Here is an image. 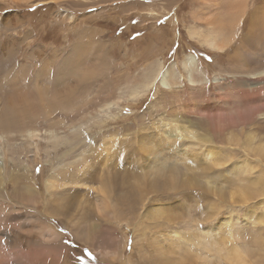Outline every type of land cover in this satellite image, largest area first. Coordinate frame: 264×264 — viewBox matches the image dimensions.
Here are the masks:
<instances>
[{"label": "rangeland", "instance_id": "obj_1", "mask_svg": "<svg viewBox=\"0 0 264 264\" xmlns=\"http://www.w3.org/2000/svg\"><path fill=\"white\" fill-rule=\"evenodd\" d=\"M75 1L79 3L54 0L55 3L44 1L15 8V4L0 0V81L14 79L17 85L25 82L27 86L36 82L60 94L68 87L73 88L64 99V108H50L43 116L32 115L18 124V127L24 124L19 128L40 130V138L28 139L18 133L13 135L12 142L2 144L8 154L6 160L0 155V166L4 163L7 168L0 171L2 252L8 253L12 245L17 246L19 255L14 264H161L156 257L157 247L170 249L171 242L184 243L193 230L202 238L205 248L211 249L225 233L238 232L239 239L248 233L264 239V223H257L264 220L257 219L264 215V157L259 158L255 149L249 150L253 142L264 143V0H248L250 5L257 3L256 12L251 14V7H246L244 19L235 28L233 47L225 52L189 35L193 25L195 30L203 32H208L210 26L211 17L203 13L205 9L199 1L182 10L176 9L179 18L176 25L167 23L168 15H161L156 21L153 15L145 20L136 16L132 7L140 6L139 0H132V5H123L118 0L101 4ZM162 1L151 0L158 3L153 7H159L160 11L168 5ZM142 3L146 6L147 1ZM62 5L73 11L75 20L67 22L58 17L55 11L62 9ZM250 15L261 19L248 32ZM140 20L146 23L143 28ZM185 55H192L197 66L194 82L188 80L187 69L181 66ZM156 59L161 63L160 77L171 76L173 82L168 81L169 85L162 86L157 81L145 84V77L149 76L145 73ZM100 62L103 69L87 80H77L72 74L76 67L95 68ZM63 79L66 83L61 87ZM47 80L51 82L46 83ZM242 93L258 96L251 103L252 116L222 129L217 125V116L223 112L219 108L221 101L240 97ZM232 104L236 103H226ZM212 116L215 118L208 122L207 118ZM49 127L59 129L58 134L64 136L61 145H57L61 141L45 139L44 131ZM184 128L191 131L187 137L193 141L210 134L222 155L220 161L213 163L205 157L206 144L189 145L188 153L179 150L186 141ZM215 128L218 130L214 131ZM206 129L210 132L205 133ZM231 136H237L239 143ZM159 137L168 143L160 142ZM139 138L148 145L156 142L160 151L159 169L164 168L161 172L147 169L144 162L147 159L142 158L137 148ZM107 141L118 146L115 154L107 157L109 161L104 157ZM63 147L67 150L65 154ZM177 147L179 151L175 150ZM87 156V162L95 164L98 173L104 165L105 169L108 166L114 171L109 176V188L113 191L109 199L117 212L115 219L120 220L117 223L95 209L97 193L92 186L99 183L98 177L87 181V185L71 184V177L83 170ZM73 159L78 161L66 162ZM239 163V168H235ZM162 171L163 175L168 174L165 179L171 174L169 177L175 179V184L159 176L162 187L150 191L149 180L155 182L158 178L152 174L159 175ZM62 172H67L64 180L59 174ZM142 172L146 180L141 179L143 187L136 189L130 182L142 178ZM52 175L57 178L56 184L66 183L59 187V194H69L71 187L78 190L75 205L65 208L54 202L56 198H46L45 183ZM105 182L108 183L107 179ZM245 186L254 191L250 199L239 201L234 192ZM24 187L34 191L31 201H27L31 197L21 190ZM156 208L161 209L162 215ZM48 222L60 235L57 239L49 237L45 241L36 236L37 226ZM205 248L197 250L205 252ZM22 252H26V259ZM261 260L248 264H264V259ZM186 261L184 264H190Z\"/></svg>", "mask_w": 264, "mask_h": 264}, {"label": "bare ground", "instance_id": "obj_2", "mask_svg": "<svg viewBox=\"0 0 264 264\" xmlns=\"http://www.w3.org/2000/svg\"><path fill=\"white\" fill-rule=\"evenodd\" d=\"M7 1L9 2L7 4H11L12 6H14V4H15V8H17L19 6L31 5L32 3H34V5L35 4L38 5V4H42L44 1H46V2H54V0H48V1L47 0H7ZM69 1L70 2H77L75 0H69ZM80 1H81L80 4H96V3L101 4L100 2H102V1H113L114 2L116 0H80ZM119 1H121V3L123 5L129 4V3H131V5L134 4V2H131L132 0H118V2ZM142 1H147V4L145 3L146 6L143 5ZM196 1L197 2L199 1L200 4H201V6L203 7V9L207 10V11H205V10H202L201 9L203 11V13H205L207 15V18L208 17H211L210 18V21L211 22H209V25L210 26L208 25L209 26L208 32H203V31H200L199 29H198L199 31H197V30H195V28L193 27L194 25H193L191 27V29L189 30L190 31L189 35L192 38H195L196 40H198L199 42H202V44H206V45H208V46H210V47L218 50L219 52H225L227 48L230 49V48L233 47L232 39H233V35L235 33V28L244 19L245 14H246V7L247 8L249 6L251 7V10H252V11L250 10L251 11V14L254 13V12H256V9L258 7L257 6V3H255V4L252 3L250 5V3L248 2V0H165L166 4H168V5H167V7H165L166 9H164L163 11L162 10L160 11V10H158L159 7L158 8L157 7L156 8L153 7V6H155V3L156 2L153 4V2H151V0H139V3L141 2V4H138V5H140V6H138V7H132V8H133L134 13L136 14V16H138L142 20H145L146 17H148V16L150 17V15H153L152 18H153L154 21H156L157 19H159V17H161V15H168V20H166L167 23L175 24L176 22L179 21V18L176 15V12H177L176 9L179 8V10H182V9L186 8V6L192 5L191 3H194ZM158 2H160V1H158ZM161 2H163V1L161 0ZM67 3L69 4L68 1H67ZM77 3H79V2H77ZM157 4L158 3H156V5ZM162 4L163 3H160L161 6H162ZM200 4H198V5H200ZM141 5H143V8H141ZM262 6L263 5H261L260 7H262ZM61 8L62 9H60V10H57L56 9L57 11H55V13L62 20L67 21V22H72L73 20L76 19L75 18L76 15L73 13L72 10H70L69 8H66L63 5H62ZM0 10H1V6H0ZM92 11H94V10H92ZM198 12H200V11H198ZM208 12L212 13V15L210 14V16H209L208 15ZM262 12H259V13L262 14ZM259 13H258V16L260 15ZM201 17H203V16H201ZM202 19H204V17ZM259 19H261V18L258 17V20H257L256 19V16L255 17L254 16H251V18H249V22H248L249 23V28H247V29H249L248 32L252 30L253 25L254 24H257V21H259ZM142 20H140L141 21L140 23L142 25L141 27L143 28L144 22L142 23ZM195 22H196V20H195ZM206 26H207V23H206ZM156 28L158 29L160 27H156ZM162 42H163V40H162ZM164 42H166V41H164ZM236 46H237V44H236ZM134 49H136V48H134ZM237 53H239V52H237ZM247 58H245V59H247ZM150 63H151V66H150V69H148L149 72H146L145 73V74H148L149 73V76L148 77L147 76L145 77V84H147V83L152 84L155 81H157V82H160V84L162 86H166L168 84L167 83L168 81L169 82L172 81V78H170L171 76L169 77V74L166 75V78L164 76L163 77H160L161 75H159V74L162 73V72H160V69H161V65L160 64L161 63L158 62V60L157 61H154V62H150ZM180 63H181V66L184 69H187V72H188V75H189L188 80L190 82L196 81L194 79V69L196 70L197 69V66H195L193 64L194 63L193 56L192 55H185L182 58V60H181ZM100 64H101V62H100ZM148 67H149V65H148ZM76 68H78V67H76ZM76 68H75V71H74V68L73 67L71 68V69H73L71 72H73V71L75 72V73H72L75 76V78L77 80H87L91 76L95 75L98 71L100 72L101 69H103V65L101 64L98 67H95V68H92L91 67V68H86V69L84 67L85 70H79L80 68H78L79 71H76ZM220 70H222V69L220 68ZM1 71L2 70H1V66H0V73H1ZM234 72H237V71H234ZM261 72L262 71H260V72H254V73L251 72V74L257 75V74H260ZM17 77L18 78H21L20 75L17 76ZM49 82H51V80H47L46 81V83H49ZM65 83L66 82L63 79L61 81V83H60L59 86L63 87L65 85ZM28 85L29 86H27L25 84V82H24V84H18L17 85V83L14 81V79L13 80L12 79H7L5 81L4 80L3 81L2 80L0 81V155L5 160H6L5 155H8V154L6 153L7 151L5 152V150L2 149V147H3L2 144L3 143L6 144V142H12V140H14V137H13L14 134H18V133L23 134V136L26 137V138H28V139L29 138H31V139L40 138L39 137L40 134H41L40 133L41 132L40 130H37L35 128H31V127H30L31 129H29V128H26V129L19 128V127H22L24 124L22 126H19V127H18V124H21V123L26 122L25 120L29 116L32 117V115H33L35 117V116L42 115L47 110H49L50 108H54V107L64 108L65 107V104H66V102L64 101L65 97H67L68 94H70L73 91V88H69L68 87V88H66L64 90L63 94L61 93L62 94L61 95L59 93V91L56 92L55 90L52 89V87L50 88L47 85L46 86H42V85H39L36 82H31ZM132 92L135 95H137V93L135 91H132ZM239 95H241V96L240 97L234 96L236 98H233L232 97L233 99H231V100L227 99V100H222L221 101L222 102V104H221L222 106H219V108L223 112L221 114L219 113L220 115L217 116L218 118L217 117L216 118H217V125L220 126V127H222V129H223V126L227 127L230 124H231V126L232 125H237L240 122H244V121L248 120L252 116L254 108H253V106L251 107V103L255 99H257L258 96L255 95V97H254V94L253 95H250V94H247V93H242V94H239ZM237 100H239V101H237ZM228 102H233V103H236V104L235 105L232 104V106H229V105H226V103H228ZM237 102H239V103H237ZM107 104L109 105L110 103H107ZM227 108H228V110H226ZM212 118H215V117L212 116L211 118H207V121L208 122L211 121ZM50 127L48 129H45V131H44L47 134V137H45L46 135L44 136L45 139H47V140L48 139H52L55 142L61 141L60 144L59 143L57 144V145H61L63 143V141H64V136H61V135L58 134L59 133V129H57V128H50ZM173 127L175 129H178V127L176 125H174ZM195 127H196V125H195ZM195 129H197V128H195ZM216 130H218V129L215 128L214 131H216ZM183 132L185 133L184 136H185L186 141H185V144L179 150H182V152H184V153H188L187 152L188 151L187 149L191 147V146L188 147L189 145H192L193 146L195 144H202V145H205L206 144V147L204 148V155H205V157L208 160H210L211 162H213V163H215L217 161H220V159L222 158V155H220L219 150L217 149L218 147L216 148L214 146L215 144H214V142H213L212 137L210 136V134L208 135V137H205V136L202 137V136H200V137H198V139H196V141H193V140H189V138L187 137V135L191 131H189L188 129H185L184 128L183 129ZM209 132L210 131L208 129L205 130V133H209ZM180 134L182 135V133H180ZM194 134H196V133H194ZM211 134H212V132H211ZM192 136H194L193 135V132H192ZM231 137L235 139L234 142H236V143L238 142L239 143V139L237 138V136H231ZM157 139L160 142H164L165 144L168 143L165 140V138H163V137H159ZM249 140H248L249 142H253V139L252 138H249ZM137 143H138L137 144V148L139 147L138 150H140L141 155H142V158L144 156L147 159V161H144V162H147V169L156 170V172H161V170H163L164 168H162V166H161V170L159 169V165H160V163H159L160 162V151L158 150V147L156 148V146H157L156 145V142L151 141V144L148 145L145 142L141 141L140 138H139L137 140ZM164 143H161V144L163 146H165ZM103 145H105V143ZM174 145H176V144L174 143ZM46 147H48V146H46ZM54 147H57V146H54ZM5 148L7 149V147H5ZM51 149H53V148H51ZM117 149H118V146L117 145H115V144L107 141L106 148H104L105 153L103 151L104 155H106V156H104V155L103 156L106 158V160H108L107 157L109 156V154H115V151ZM254 149H255V151H254ZM56 150H57V148H56ZM175 150L179 151L178 150V147ZM249 150L250 151H254L259 158L264 157V143L263 142L262 143L261 142H258V143H254L253 142L251 144ZM54 151L52 150L53 153H54ZM66 151L67 150L65 149L64 154L66 153ZM12 152H13V150H12ZM47 153H48V151H47ZM49 153H48V155H49ZM250 153L251 152H249V154ZM55 157L56 156H54V157H51L50 156L49 158L53 159ZM80 157H82V156L80 155ZM88 159H89V156H87L85 158V165H84L83 170L82 171H78L79 172L78 174H76L73 177H71V179H72L71 180V182H72L71 184H73V185L75 184L76 186L79 184L81 186V185H83V184L86 183V185H87V181L88 182L89 181H92V179H95L96 177H98L99 179H97V183L98 182L99 183L97 185H95V186H92L93 187V190H95L96 193H97V196L95 198V202H96L95 204L96 205H94V206H96L95 209H97V211H98L99 214L107 217L109 221H111V222H116V221L119 222L120 221L119 219H115L117 212L115 210V207L113 205V202L111 203V199H109L110 193L113 192L109 188V182H110L109 176L110 175H113V172L114 171L112 169H109L108 166L105 169V165H104L102 171L100 173H98L97 172V168L95 167L96 165L93 164L92 162H87ZM60 160H62V159H60ZM77 161L78 160L73 159V160H69V161L67 160L66 162L71 163V164H74ZM102 161L105 164L104 160H102ZM246 162L249 163L250 161L248 159H246ZM97 163H99V162H97ZM108 164H109V162L107 163V165ZM148 164H152V165H148ZM236 164H238V163L236 162ZM233 165H234V163H233ZM1 166H0V171H2V170L5 171L7 169L6 168V165L4 163H3V166L2 167ZM239 166H240V163L235 168H239ZM22 170H23V168H22ZM169 171H170V169H169ZM156 172H154V173H156ZM165 172H166V170H165ZM175 172H176V170H175ZM175 172H174V174H175ZM4 173L5 172H3V174ZM59 174H60V176L63 177L62 178L63 180L66 177H68L67 176V172L66 173L65 172H62V173H59ZM151 174H152V172H151ZM152 175L154 176V178L158 177L157 178V180H158L159 179V176H163V178H164L168 174H164L163 175V171H162V173L159 174V175L157 173H156V175H154V174H152ZM1 176H2V174H1ZM140 176L142 178H140L139 180H136L135 179L132 182H130V184H132V186L135 187L136 189L138 187H143L142 186V182H141L142 180L141 179H145L146 180V177H145V175H144L143 172L141 173ZM148 176H147V178H148ZM150 176H149V178L151 179ZM169 176L166 179L164 178V181H167L168 182V180H169L170 182H172V184H175V179H173V178H171ZM56 179H55V176L52 175L51 178H49L46 181V183H45V194L47 196L46 198L47 199L53 198V197L56 198L54 202L58 203V205L60 204V206L63 205L65 208L67 206H71V204L75 205L74 203H76V201H77L76 198H78L75 195V194H77L75 191H78V190H75L73 187H71V189H68L69 190V194L68 193L67 194H64L62 191H61L62 193L59 194L58 191L61 190V189H59V187H62V185L66 184V183L63 182L62 184H56V182H55ZM106 179H107L108 183L105 182ZM148 179H147V181H148ZM126 180H127V178H126ZM154 181H155V179H154ZM156 181L153 182L152 180H149L148 186H149V190L150 191H153V189L162 187V185H161V183H163V182H161L162 180H160V181L158 180L159 182H156ZM94 182H95V180H94ZM168 186H170V185H168ZM252 189H254V188H251L249 186H245L244 189H240V190H238L237 192H234V193H236L235 195H237L239 197L238 198L239 201L240 200L241 201H245V200L250 199L251 194L254 191V190L252 191ZM21 190L24 191V195H26V197L27 196H30V197L32 196L33 197L34 191L32 189H30L28 187H24ZM34 190H35V187H34ZM64 190H66V189H64ZM255 190H257V189L255 188ZM71 192H73V193H71ZM142 192H143V190H142ZM21 193H23V192H21ZM26 197H23V198H26ZM32 197L31 198H28L27 201L28 200L31 201L32 200ZM230 197H233V195H231ZM32 204H34V202ZM79 204H82V202H80ZM60 206H57V207L59 208ZM87 206H91V204H89ZM159 208H156V210L158 212H160L159 213L160 215H162V211ZM56 213H58V212H56ZM154 214L156 215L158 213H154ZM257 219H260V220L261 219H264V215H260V217H258ZM27 220H29V219H27ZM29 221H31V220H29ZM40 221H43V220L40 219ZM188 222H186V223H188ZM190 222H193V221L191 220ZM31 223H32V221H31ZM194 223H195V221H194ZM257 223H258V225H261L262 223H264V220L263 221L257 220ZM35 224H37V222ZM84 224H86V222ZM73 225H74V223H73ZM126 225H128V224H126ZM194 226H195V224H194ZM37 227H38V229H37L38 230L37 231L38 234L36 236H39L40 238H42L44 240L45 239H48L49 237H54V238L57 239V237L60 236V235H58V232H56L53 229L52 225L49 224V222L48 223H40L39 226H37ZM92 229H93V227H92ZM260 229H263V228L260 227ZM235 230H237V229H235ZM194 231L195 230L192 231L193 232V235L192 236H190V237L187 236L188 238H186V239L183 240L184 243L181 242V243L178 244L176 242H171L170 243V249H171V251H170L169 248L168 249H164L163 246L162 247L161 246H158L157 248L159 250L157 251L158 253L156 254V257H157V259H159V262L161 264H184V261L187 260L186 262L189 261L190 264H248V263H251V262L252 263L259 262V261L262 262L261 259H264V239L261 238V237H256L255 238L253 235L252 236H249L248 235L249 233H248L247 235H245V236L241 237V239H239L238 238V236H239L238 234H240V233H238V232H236V235H235V233H232L231 232V234L229 233L230 235L227 234L228 236L225 233L223 237H220L217 240V242L214 243V245L212 247L213 249H211V248H208V247L205 248L206 245L202 244V242H201V239L202 238H199V235L198 234H195ZM201 233H203V232H201ZM75 235H76V233H75ZM201 236H203V235L201 234ZM226 236L228 237V244L226 242V238H227ZM80 237H82V236L80 235ZM237 238H238V240H240L241 243H239V244L237 243ZM30 239H32V238H30ZM23 240L25 241L26 239H23ZM49 240H50V238H49ZM89 241H91V240H89ZM31 243L33 244L32 241H31ZM172 246H173V248H172ZM202 246H204V248L206 250L205 252H203L202 250H197L198 247H202ZM15 247H17V246L12 245V250H10V252H8V253L2 252V250L0 248V264H14L13 261H15V259L19 255L18 247H17L16 250L14 249ZM166 251H168V252H166ZM200 251H202V252H200ZM171 253H174V254H177V255L174 256V255H171ZM22 255H23L22 256L23 258H24V255H25V259H26V252H22ZM155 261L158 263V260H155ZM27 263H28V260H27Z\"/></svg>", "mask_w": 264, "mask_h": 264}, {"label": "snow or ice", "instance_id": "obj_3", "mask_svg": "<svg viewBox=\"0 0 264 264\" xmlns=\"http://www.w3.org/2000/svg\"><path fill=\"white\" fill-rule=\"evenodd\" d=\"M223 165H216V167H222Z\"/></svg>", "mask_w": 264, "mask_h": 264}]
</instances>
